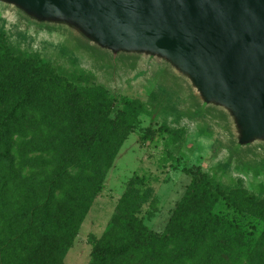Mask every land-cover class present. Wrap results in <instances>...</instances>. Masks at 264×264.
Wrapping results in <instances>:
<instances>
[{
  "label": "trees",
  "instance_id": "trees-1",
  "mask_svg": "<svg viewBox=\"0 0 264 264\" xmlns=\"http://www.w3.org/2000/svg\"><path fill=\"white\" fill-rule=\"evenodd\" d=\"M139 112L16 53L0 28V264H64ZM153 200L129 184L89 264H264V198L198 173L162 233L138 216Z\"/></svg>",
  "mask_w": 264,
  "mask_h": 264
},
{
  "label": "rangeland",
  "instance_id": "rangeland-1",
  "mask_svg": "<svg viewBox=\"0 0 264 264\" xmlns=\"http://www.w3.org/2000/svg\"><path fill=\"white\" fill-rule=\"evenodd\" d=\"M0 28L16 53L52 63L68 82L101 87L113 98L140 104L137 125L109 169L64 264L90 263L129 184L153 190L152 206L144 204L138 216L158 233L164 232L176 204L201 172L223 189L244 187L264 198V142L233 152L236 128L230 117L213 106L201 111L189 81L169 66L147 55L114 59L92 43L81 44L66 26H39L1 2Z\"/></svg>",
  "mask_w": 264,
  "mask_h": 264
},
{
  "label": "water",
  "instance_id": "water-1",
  "mask_svg": "<svg viewBox=\"0 0 264 264\" xmlns=\"http://www.w3.org/2000/svg\"><path fill=\"white\" fill-rule=\"evenodd\" d=\"M39 26H66L114 59L147 55L223 109L233 152L264 142V0H0Z\"/></svg>",
  "mask_w": 264,
  "mask_h": 264
}]
</instances>
